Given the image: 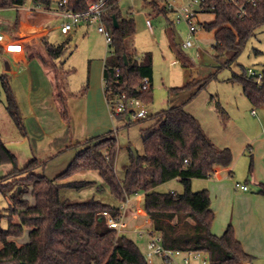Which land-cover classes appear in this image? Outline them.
<instances>
[{"label":"trees","instance_id":"obj_1","mask_svg":"<svg viewBox=\"0 0 264 264\" xmlns=\"http://www.w3.org/2000/svg\"><path fill=\"white\" fill-rule=\"evenodd\" d=\"M62 1L33 0V3L46 11L56 8L80 14L98 0H67V5L60 7ZM119 1L107 0L102 17L113 39V54L104 68V77L108 80L105 93L112 89L148 105L153 101V65L150 60L140 63L137 51L128 49L127 40L136 34V22L122 16ZM27 2L0 0V9H14ZM154 6L160 4L156 2ZM163 9L167 10L166 7ZM203 9L206 14L214 15V20L205 23L203 28L214 32L213 48L217 59L226 54L231 56L225 65L241 55L257 28L264 25V0H260L256 7H247L245 17L240 16L236 7L228 5L226 0H205ZM19 21L20 14L11 27L12 32H17ZM66 44L42 42L51 59L62 57ZM37 56L47 63L44 57ZM113 68L120 69L118 76ZM145 78L150 79L151 85L148 91L140 93L138 89ZM0 79L8 114L25 138L27 132L9 79L6 75ZM231 82L242 86L244 96L254 108L264 105V72L261 84L255 78H248L246 70L240 75L235 74ZM208 84L209 80L194 81L176 89H193V92L183 105L170 107L144 120L151 123L142 131L145 135L144 154L136 159L131 153L123 181L118 179L115 171L118 140L112 132L79 144L80 151L72 163L55 179L37 174L44 163L36 158L19 169L17 157L0 135V166L8 163L14 168L0 179V187L21 188L19 196H12L5 209L8 227L0 230V264H148L138 245L124 234L110 229L101 216L102 212L109 211L114 217L121 218L119 208L94 198L78 202L63 197V190L89 184L84 181L61 183L82 171H97L121 203L144 194V211L153 231L162 236L166 249L207 254L210 264L252 263L254 258L244 250L232 225L227 226L221 236L212 232L215 213L211 209L209 191L192 190L193 180H208L214 177L217 168H230L234 160L231 150L217 147L200 122L185 109L186 104L194 101ZM59 100L63 118L69 121L63 96H59ZM211 100L218 113L225 116L219 102L214 97ZM174 180L183 185L182 194L156 191L159 186ZM29 193L34 200L32 204L22 198ZM258 194L264 197V184L260 185ZM26 235L25 242L19 244L18 241Z\"/></svg>","mask_w":264,"mask_h":264},{"label":"rangeland","instance_id":"obj_2","mask_svg":"<svg viewBox=\"0 0 264 264\" xmlns=\"http://www.w3.org/2000/svg\"><path fill=\"white\" fill-rule=\"evenodd\" d=\"M152 1H119L122 16L129 15L136 22V34L127 40L128 49L137 50L140 63H147L150 60L153 65V101L145 105V109L149 116H152L170 107L181 106L187 102L193 89H176L183 88L190 82L209 80L207 88L194 101L186 104V108L187 111L193 109L197 112L208 132L213 134L215 139L212 141L217 147L231 150L234 157V173L232 176L226 175L221 182H216L215 179L196 180L192 184V190L209 191L216 223L224 219L227 205L229 211L235 208L234 212L237 215L228 214L234 220L233 223L239 220L238 217L245 216L241 213L239 215V212L244 211L247 216L253 212L254 215L262 213L264 197L258 192L259 184L263 182L260 180L264 179V136L261 135V131L264 130V105L253 108L244 96L242 86L232 83L231 79L235 74H242L244 70H251L257 75L264 72V25L257 28L241 55L231 64L225 65L224 63L230 60V54L217 59L213 48L214 32H207L201 25L212 22L213 14L198 16L193 20L197 30L193 40L201 47L200 57L197 58L196 49L183 50L176 42V34L180 43L188 39L187 21L183 18L178 21V15L163 9L168 4L179 8L186 0H159L158 7L152 6ZM22 12L18 9H0V32L20 42L25 38L33 39L35 44L45 41V39L42 41L45 32L42 33L39 29L34 32L32 27H40L41 22L46 19L45 16L36 15L30 18L26 16L23 20L35 25H23L20 29L19 23L17 32H12L11 27ZM33 18L38 19L33 21ZM147 19L151 22L152 28L146 24ZM55 25L51 24V27ZM26 28L32 30L30 37L26 36ZM56 34L52 43L55 45L67 43V47L63 56L58 59H51L43 54L46 55L47 64L40 58L31 56L32 52L27 53L29 58L26 64L22 63L19 56L0 54V76L6 75L9 79L27 132V137L24 138L9 116L6 95L0 79L1 138L17 157L19 169H23L31 159L36 158L44 163L37 170V174L55 179L72 163L80 151L79 144L92 137L90 134L92 128L99 127L103 134L112 132L118 140L115 171L118 179L123 181L131 161L132 149L140 156L144 154L145 135L142 131L151 123L142 121L128 124L125 118L110 117L101 86L100 70L103 69V62L108 60L111 54L104 35L98 31L97 23L82 24L69 35H63L61 32ZM41 50L44 51L43 46ZM89 86L91 91L90 96H87ZM58 96L64 98L69 121L63 118ZM211 97H214L225 110L228 118L226 122L220 117L221 114L219 115ZM208 110L219 115L216 125L218 124L222 132L227 131V134L214 135L218 129H215L216 125L211 122ZM253 110L256 112L255 117L252 116ZM220 142L221 145H218ZM13 169L8 163L0 166V179ZM252 178L258 185L252 186L251 192L248 194L237 192L235 188L237 182L245 185L244 183L247 180L251 181ZM83 181L89 184L81 188L65 189L62 191L63 197L78 202L94 198L109 206L120 207L121 202L111 193L97 171H82L61 183ZM20 189L16 186L3 189L0 187L1 230L8 227L5 209L12 196H19ZM156 191L182 194L184 187L179 181L174 180L159 186ZM22 198L31 204L34 202L30 193L23 195ZM130 201L136 203L138 197H131ZM138 207L144 211L143 198L140 199ZM141 216L143 218L126 217L124 219L126 227L121 234L133 240L145 255L146 244L132 232L137 225L147 220L142 212ZM147 227L150 228V225L147 224ZM26 238L27 235L18 243L23 244ZM155 264H161L160 260L157 259ZM254 264H264V261L258 260Z\"/></svg>","mask_w":264,"mask_h":264},{"label":"built area","instance_id":"obj_3","mask_svg":"<svg viewBox=\"0 0 264 264\" xmlns=\"http://www.w3.org/2000/svg\"><path fill=\"white\" fill-rule=\"evenodd\" d=\"M204 2L205 0H186L185 4L179 8H174L171 4H168L167 6L165 5L167 11L179 16L178 21L182 18L187 21L189 25V36L186 41L180 43V46L183 50L196 49L197 58L200 57L201 47H199V44L197 45L195 40H193V37L197 32L193 20L197 19V17L201 14H206L203 9ZM259 2L260 0H226L228 5L236 7L239 15L242 17L247 15V7H256ZM106 3L107 0H98L97 2L92 3L85 13L80 14L66 10H58L60 16L59 30L61 34L69 35L73 30L82 24L90 25L97 23L98 31L104 35L106 44L110 49L109 53L112 56V35L102 20ZM65 5H67V0H63L59 6L64 7ZM16 9L26 10L31 14L35 11H39L41 7L36 6L33 3V0H28L24 6H17ZM147 25L152 28V24L149 20H147ZM0 52L12 55L21 54L24 52V47L20 42L11 39L4 33L0 32ZM106 63L107 60L105 61V64ZM113 69L116 71L118 76L120 69ZM247 77L255 78L259 84L263 81V73L257 75L255 72L248 70ZM103 83L105 92V87H107L108 84L107 78L103 77ZM115 83H119V81L115 80ZM150 85V79L145 78L138 91L140 93H144L148 91ZM105 97L112 118H125L128 124H132L140 123L149 117V114L145 109V104L137 98H129L124 93H115L112 89L106 91ZM236 188L242 191H248V186L243 184H236ZM128 207L129 199L121 203L119 208L122 212L121 218L114 217V215L109 211L102 212L101 216L110 229L116 230L119 234H121V231L126 227L124 219L126 218ZM132 232L140 239L146 241L147 251L145 253V259L148 264H155L157 259L160 260L161 264H210L209 256L207 254L166 249L163 246L162 236L155 233L151 227L148 228L146 221L137 225Z\"/></svg>","mask_w":264,"mask_h":264},{"label":"crops","instance_id":"obj_4","mask_svg":"<svg viewBox=\"0 0 264 264\" xmlns=\"http://www.w3.org/2000/svg\"><path fill=\"white\" fill-rule=\"evenodd\" d=\"M156 2H160L159 0H153L151 2V5L153 6L154 3ZM16 9V8H14ZM18 10H21V9H18ZM22 14L20 16V25L21 27L19 26L20 29H22V26L23 25H27V26H32V25H35V24H31V23H28L26 21H24L23 19L28 16L27 18H30V17H33V16H36V15H41V16H45L46 19L41 22V26L37 27V26H32L33 27V31L36 32L38 29L45 34L43 35V38H42V41L45 39V41H47L48 43H52L53 41V37H55L57 34L56 32H60L59 30V25H60V16H59V13H58V10L55 8V10L53 11H46L44 9H40L39 11H35L34 13H29L27 12L26 10H22ZM153 12H154V9H153ZM171 14H174V13H171ZM205 14H201L199 15L200 16H203ZM207 15V14H206ZM124 17V16H123ZM126 18H133V17H130L129 15L126 17ZM36 19L38 18H33V21H35ZM40 19V18H39ZM148 20V19H147ZM147 20H146V24H147ZM214 20V19H213ZM41 21V19H40ZM33 23V22H32ZM56 24L55 26L51 27V24ZM205 23H208V22H205ZM201 24L202 27L203 25L205 24ZM210 23V22H209ZM204 29V28H203ZM17 30H18V27H17ZM27 30V37H30L31 33H32V30H29L28 28H26ZM50 33V34H49ZM24 34H26L24 32ZM49 34V35H48ZM33 36L35 34H32ZM48 36V37H47ZM9 37V36H8ZM177 37V34L175 35V38ZM10 38V37H9ZM13 39V38H11ZM16 40V39H14ZM18 42H20L19 40H16ZM34 40L33 39H27L25 38L24 40H22L20 43L23 45L24 47V52L21 53V54H4L2 52H0V54L2 55H12L13 57H21L22 58V63L26 64V60L29 58L27 56V53L28 52H32L31 53V56H36L37 58H39L37 55H41L42 57H44L46 59V51L44 49V51L41 50V46H42V42L39 41L37 44H35L33 42ZM180 45V44H179ZM44 48V47H43ZM133 51V50H132ZM137 51V50H136ZM43 54H46V55H43ZM48 56V55H47ZM107 60V59H106ZM105 60V61H106ZM42 61V60H41ZM47 61V59H46ZM105 61L103 62V69L100 70V76H101V86H102V89H103V94H104V99H105V103H106V97H105V92H104V83H103V77H104V68H105ZM48 63V61H47ZM46 63V64H47ZM144 64V63H143ZM90 79V78H89ZM91 81V79L89 80V82ZM89 85H91V82L89 83ZM91 86H89V90L87 91V96H90V91H91ZM101 98L102 96L100 95V98H99V101L101 102ZM58 99H59V96H58ZM101 104V103H100ZM251 104V103H250ZM106 106H107V103H106ZM252 106V105H251ZM253 107V106H252ZM108 108V106H107ZM254 108V107H253ZM185 109L187 110V108L185 107ZM109 110V109H108ZM187 112H189L190 114H192L201 124L203 130L205 131L206 135L211 139V140H214L215 138L213 137V134L210 132H208L207 128L205 127V125L203 124L202 122V119L200 118V116L197 114V112L193 109H189ZM209 116L211 117V122L216 125L217 123V117L220 115H217L215 113H211L209 110L207 111ZM216 116V117H215ZM252 116L255 117L256 116V112L253 110L252 112ZM111 117V115H110ZM222 118V120L224 122H226L228 120L227 115L225 116H220ZM112 118V117H111ZM221 120V121H222ZM228 125H226L227 127ZM225 127V129H226ZM215 129H218V131L215 132V136L217 135H220V134H227V131L225 132H222L221 129L219 128L218 124L216 125V128ZM108 133V132H107ZM107 133H104L101 132V129L99 127H94L92 128V131L90 132L91 136L90 138H87V140H90L92 138H98V137H102L104 135H106ZM89 134V135H90ZM261 135L264 136V130L261 131ZM214 138V139H213ZM86 140V141H87ZM85 141V142H86ZM217 142V141H216ZM218 145H221V142L220 144ZM8 146V145H7ZM225 146V145H224ZM222 146V147H224ZM229 149V148H228ZM10 150V149H9ZM35 159V158H33ZM31 159V160H33ZM234 159V157H233ZM30 160V161H31ZM29 161V162H30ZM28 162V163H29ZM234 162V160H233ZM27 163V164H28ZM234 173L233 171V164L230 168H227V169H223V168H217L216 170V174L214 175V177L208 179V180H211V179H215L216 182H221L223 181L225 178H226V175H229V176H232ZM232 174V175H231ZM261 179V178H260ZM196 180H199V179H195L193 180L192 184H194V182ZM177 181V180H176ZM260 181H263L261 184H264V179L260 180ZM238 184V182L236 183ZM241 184V183H239ZM246 186L248 185L249 189L248 191H242L240 189H237L236 188V185H235V188L238 191L242 192V193H245V194H248L249 192H251L252 190V186H257L258 183L256 182V180H254V178H252L251 181H246L244 183ZM259 184V185H261ZM173 193V192H172ZM243 196H247V195H243ZM136 197H138V201L136 203L134 202H131L130 199H129V207H128V211H127V215L126 217H130L131 219H134L136 218L137 216H141V212L144 214V216L147 218V215L145 213V211H142L138 205H139V202H140V199L143 198L144 199V194H139L137 195ZM121 206V205H120ZM211 206L213 207V202L211 201ZM211 207V208H212ZM116 208H120V207H116ZM225 209V208H224ZM235 208H233L232 210L229 211V207L227 205V209H226V212L224 213V219L222 221H219L218 223L214 222L213 224V227H212V232L217 235V236H221L225 229L227 228V226L229 225H232L231 223H233V219L230 218L228 216V214H232L233 215H237L235 214ZM243 211V210H242ZM243 214L245 216H241V217H238L239 220H236V222L233 223V227H234V230H235V235H236V238L241 242L244 250L250 254L254 260L251 264H254L255 262H257L258 260H263L264 261V209L262 210V213H257L254 215L255 212H253V214L247 216L245 214V212H239V215ZM247 213V212H246ZM252 213V212H251ZM143 218V217H142ZM147 222L148 225H150L151 227V224H150V221L149 219L147 218V220H144ZM144 243L146 244V241L143 240Z\"/></svg>","mask_w":264,"mask_h":264},{"label":"water","instance_id":"obj_5","mask_svg":"<svg viewBox=\"0 0 264 264\" xmlns=\"http://www.w3.org/2000/svg\"><path fill=\"white\" fill-rule=\"evenodd\" d=\"M114 23H115V26H117L118 24H117V20L114 18ZM176 42H177V44H180V41H179V38H178V36L176 37ZM125 60H126V57L124 58ZM132 154L135 156V158L137 159L138 158V154L136 153V151L134 150V149H132ZM21 190V189H20ZM19 190V191H20ZM1 215H0V219H1ZM0 230H1V228H0Z\"/></svg>","mask_w":264,"mask_h":264}]
</instances>
